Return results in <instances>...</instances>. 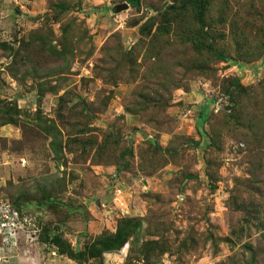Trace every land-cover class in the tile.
Here are the masks:
<instances>
[{
	"label": "rangeland",
	"instance_id": "obj_1",
	"mask_svg": "<svg viewBox=\"0 0 264 264\" xmlns=\"http://www.w3.org/2000/svg\"><path fill=\"white\" fill-rule=\"evenodd\" d=\"M137 2L0 0V264H264V0Z\"/></svg>",
	"mask_w": 264,
	"mask_h": 264
},
{
	"label": "built area",
	"instance_id": "obj_2",
	"mask_svg": "<svg viewBox=\"0 0 264 264\" xmlns=\"http://www.w3.org/2000/svg\"><path fill=\"white\" fill-rule=\"evenodd\" d=\"M8 212L11 216L15 215V217L17 218V224H15L14 226H12L11 224H9V222H11V220L8 218V213L7 210L0 212V230L3 229V234H1L3 236V242L5 243V247H7V249H12L14 246V240H15V231L16 230H21V228H19L20 226L22 227L21 223H19L18 220V214L15 212L10 211V208H8ZM11 227H17L15 229H9Z\"/></svg>",
	"mask_w": 264,
	"mask_h": 264
},
{
	"label": "trees",
	"instance_id": "obj_3",
	"mask_svg": "<svg viewBox=\"0 0 264 264\" xmlns=\"http://www.w3.org/2000/svg\"><path fill=\"white\" fill-rule=\"evenodd\" d=\"M130 4L133 5V6H136L138 4V2H137V0H130ZM120 239H121V233L118 234V235H116L113 238V240L109 241L108 243L106 242V243L102 244V242L100 241V242L96 243V245H98L99 247H101V250L103 252H105V251L111 250L112 247H113V244L116 243V242H118V241H121ZM53 242L56 243V245H58V246H64L65 247V245L63 244V242H61L57 238L55 240H53ZM109 243H111V244H109ZM66 249H67L66 255L68 257H70L71 259H74V260H81V259H83V254L82 253L73 252L68 247Z\"/></svg>",
	"mask_w": 264,
	"mask_h": 264
},
{
	"label": "crops",
	"instance_id": "obj_4",
	"mask_svg": "<svg viewBox=\"0 0 264 264\" xmlns=\"http://www.w3.org/2000/svg\"><path fill=\"white\" fill-rule=\"evenodd\" d=\"M34 260H36L35 258H34ZM34 260H33V258H31V257H27V256H25L24 258H23V262L24 263H27V262H29L30 261V264H34Z\"/></svg>",
	"mask_w": 264,
	"mask_h": 264
},
{
	"label": "water",
	"instance_id": "obj_5",
	"mask_svg": "<svg viewBox=\"0 0 264 264\" xmlns=\"http://www.w3.org/2000/svg\"><path fill=\"white\" fill-rule=\"evenodd\" d=\"M126 9V5H124V6H118L117 8H116V11L117 12H120L121 10H125Z\"/></svg>",
	"mask_w": 264,
	"mask_h": 264
}]
</instances>
